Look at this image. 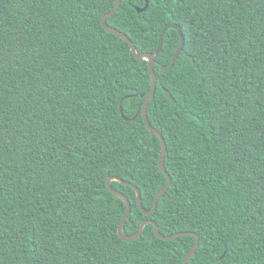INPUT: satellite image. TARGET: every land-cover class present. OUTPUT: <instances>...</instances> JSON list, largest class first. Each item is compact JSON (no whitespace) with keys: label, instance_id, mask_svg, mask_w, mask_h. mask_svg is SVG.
<instances>
[{"label":"trees","instance_id":"1","mask_svg":"<svg viewBox=\"0 0 264 264\" xmlns=\"http://www.w3.org/2000/svg\"><path fill=\"white\" fill-rule=\"evenodd\" d=\"M0 0V264H264V0ZM169 93L173 102L165 95ZM122 102L123 116L119 110Z\"/></svg>","mask_w":264,"mask_h":264},{"label":"water","instance_id":"2","mask_svg":"<svg viewBox=\"0 0 264 264\" xmlns=\"http://www.w3.org/2000/svg\"><path fill=\"white\" fill-rule=\"evenodd\" d=\"M120 3H121V0H115V5L113 7V9L109 12V13H106L105 15H103L102 19H101V25L103 27V29L109 33V34H112V35H115L121 39H123L129 46L130 48V51L132 52L133 56L135 57V59H137L138 61H146L149 63V75L151 77V89L149 91V93L147 94L145 100H144V103H143V106H142V109H141V117H142V120L146 126V128L150 131V133L153 135V136H156L159 138L160 142H161V151H160V155H159V161H158V167L160 169V171L165 175V177L167 178V183L165 185V187L163 189H161L154 197V200H153V207H152V210L150 212H147L145 211L143 208H142V204H141V199H140V194H139V190L133 186L132 184L130 183H127L125 181H122L121 179H118V178H108L107 181H106V186H107V189L109 190V192L111 194H113L114 196L120 198L126 205V211L124 213V216L120 222V225L118 227V230H117V234H118V237L124 241V242H127V243H130V242H133L135 240H137L140 235L142 234V231H143V228L147 225V224H150L153 226L154 228V233L155 235L161 239V240H164V241H169V240H173L175 238H178V237H181V236H184L186 235L187 233H178V234H174V235H171V236H162L159 234L158 232V228H157V225L155 224V222L151 221V220H147L145 222H143L138 230V232L135 234V235H132V236H125L123 234V228H124V225L127 221V218L131 212V205H130V202L128 201V199L122 195L121 193L115 191L112 187H111V182L112 181H116V182H119L123 185H126L128 187H131L135 193H136V198H137V205L139 207L140 210L143 211V213L145 215H148V216H151L155 213L156 209H157V203H158V199L161 197V195H163L167 190L168 188L170 187L171 185V178L169 177V175L167 174L166 172V169L164 167V156H165V152H166V145H165V141L163 139V137L161 136V134L153 129L149 122H148V119H147V112H146V109H147V106L151 100V98L153 97L154 93H155V89H156V83H157V77H156V74L154 72V64H155V59L156 57L159 55L160 51H161V47H162V41H163V38L165 36V33L167 32L168 29H174L177 31L178 33V36H179V46L171 60V63L168 67H162L161 70L162 71H169L173 68L174 64L176 63L178 57L180 56L182 50H183V47H184V38H183V35H182V32H181V29L179 26L175 25V24H168L164 27V29L162 30V33L159 37V41H158V47H157V50L155 51L154 54H138L135 50V47L133 45V43L129 40V38L120 33L119 31L109 27L106 23V20L107 18L111 17L112 15H114L119 6H120ZM148 5V0H145V6L144 8L142 9H138L137 12L138 13H141L143 11H145L146 7ZM165 95L170 99L171 102H173V99L172 97L170 96L169 93L165 92ZM122 102H120V105H119V110H120V114L122 116V118L125 120V121H134L137 117H138V114L135 115L134 117L130 118V119H126L124 118L123 116V110H122ZM189 235L191 236H194L195 237V243L193 245V247L190 249V251L186 254L185 258L183 259V262L182 264H187V262L190 260V258L193 256V254L196 252L197 248H198V245H199V237L195 234V233H188Z\"/></svg>","mask_w":264,"mask_h":264}]
</instances>
